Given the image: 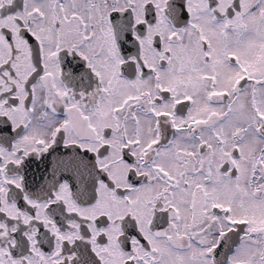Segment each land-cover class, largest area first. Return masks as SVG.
I'll return each mask as SVG.
<instances>
[{
	"label": "snow or ice",
	"instance_id": "snow-or-ice-1",
	"mask_svg": "<svg viewBox=\"0 0 264 264\" xmlns=\"http://www.w3.org/2000/svg\"><path fill=\"white\" fill-rule=\"evenodd\" d=\"M0 264H264V0H0Z\"/></svg>",
	"mask_w": 264,
	"mask_h": 264
}]
</instances>
